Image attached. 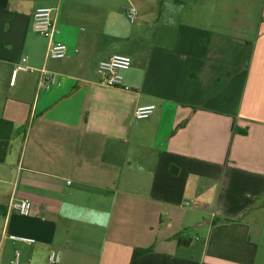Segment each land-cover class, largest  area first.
<instances>
[{
  "label": "crops",
  "instance_id": "1",
  "mask_svg": "<svg viewBox=\"0 0 264 264\" xmlns=\"http://www.w3.org/2000/svg\"><path fill=\"white\" fill-rule=\"evenodd\" d=\"M45 7L62 59L31 28ZM115 54L131 67L102 86ZM0 119V264H264V0H0Z\"/></svg>",
  "mask_w": 264,
  "mask_h": 264
},
{
  "label": "built area",
  "instance_id": "2",
  "mask_svg": "<svg viewBox=\"0 0 264 264\" xmlns=\"http://www.w3.org/2000/svg\"><path fill=\"white\" fill-rule=\"evenodd\" d=\"M125 15L130 24H135L138 19V12L134 7H128ZM31 28L34 33L44 37L48 41L47 55L51 59H62L68 55L67 46L57 37L60 33L57 24L56 11L52 8H37L32 15ZM28 58L23 56L19 63L11 70L10 85L15 83L19 72H33L34 69L27 65ZM131 67V58L125 55L115 54L107 60L98 62L96 72L99 77V83L105 87L117 88L122 86L123 71ZM38 71L37 91L48 90L57 84L56 75L42 67ZM154 109V105L139 106L134 111L136 121L147 117ZM7 210L26 217L30 215L31 202L29 200L11 201ZM8 238L14 242L24 244H33L34 238L9 234ZM9 264H19V253H15L14 259ZM48 264H60V254L57 251H51L48 255Z\"/></svg>",
  "mask_w": 264,
  "mask_h": 264
},
{
  "label": "trees",
  "instance_id": "3",
  "mask_svg": "<svg viewBox=\"0 0 264 264\" xmlns=\"http://www.w3.org/2000/svg\"><path fill=\"white\" fill-rule=\"evenodd\" d=\"M11 123L5 120L0 119V162L3 161L7 149H8V139L10 136ZM177 244L187 245L188 241H184L178 236H176Z\"/></svg>",
  "mask_w": 264,
  "mask_h": 264
},
{
  "label": "rangeland",
  "instance_id": "4",
  "mask_svg": "<svg viewBox=\"0 0 264 264\" xmlns=\"http://www.w3.org/2000/svg\"><path fill=\"white\" fill-rule=\"evenodd\" d=\"M124 20V18H122V19H118L117 20V24H118V27L121 29V30H126L127 29V27H128V25H129V22L127 21V19L125 18V20H126V22H127V24H126V22H124L123 21ZM141 21V20H140ZM131 25V24H130ZM132 26H134V28H136L137 26L136 25H132ZM142 28H144V29H147V26L145 25V23L144 24H142V26H141ZM20 143L18 142L17 144H16V148H15V151L12 153V155H13V157H15L16 159L18 158V155H19V151H20ZM196 235H192L191 236V238L192 239H194V237H195Z\"/></svg>",
  "mask_w": 264,
  "mask_h": 264
}]
</instances>
